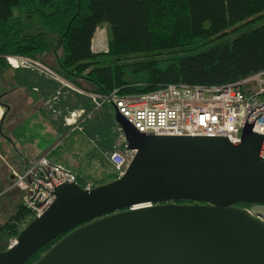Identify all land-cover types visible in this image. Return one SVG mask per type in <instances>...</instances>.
I'll list each match as a JSON object with an SVG mask.
<instances>
[{
    "label": "trees",
    "instance_id": "obj_1",
    "mask_svg": "<svg viewBox=\"0 0 264 264\" xmlns=\"http://www.w3.org/2000/svg\"><path fill=\"white\" fill-rule=\"evenodd\" d=\"M24 16L37 17L43 32L30 34ZM103 26L108 52L95 53L92 41ZM58 50L62 58L48 66L43 58ZM7 58L38 61L83 92L100 95L234 85L264 71V0H0V79L12 72L15 88L27 91L54 132L60 131L45 156L49 163L75 174L83 190L91 177L87 170L95 168L101 176L96 189L117 180L108 161L121 136L113 107L94 110L90 99L55 80L26 68L11 70ZM74 110L91 117L81 133L69 134L57 115ZM32 154L20 152L24 166L40 158ZM32 221L18 207L0 232L13 242ZM59 240L25 264L36 263Z\"/></svg>",
    "mask_w": 264,
    "mask_h": 264
},
{
    "label": "water",
    "instance_id": "obj_2",
    "mask_svg": "<svg viewBox=\"0 0 264 264\" xmlns=\"http://www.w3.org/2000/svg\"><path fill=\"white\" fill-rule=\"evenodd\" d=\"M114 107L135 153L125 175L91 190L55 187L0 264H25L60 238L34 264H264V216L241 208L264 206V136L254 124L240 144L160 137Z\"/></svg>",
    "mask_w": 264,
    "mask_h": 264
},
{
    "label": "built area",
    "instance_id": "obj_3",
    "mask_svg": "<svg viewBox=\"0 0 264 264\" xmlns=\"http://www.w3.org/2000/svg\"><path fill=\"white\" fill-rule=\"evenodd\" d=\"M95 41L96 37L91 50L95 53L103 52L102 43ZM19 59L8 60L9 63L16 61L14 68L26 66L50 77V71L44 65ZM86 96L97 110L110 105L116 111L115 105L119 114L140 134L160 137H227L230 143L240 144L247 123L249 126L254 124V133L264 136V71L237 84L223 87L170 85L143 95L120 96L118 91H113L104 95L88 93ZM2 115L0 108V121ZM90 116L79 110L72 113L67 124L75 131ZM122 138L124 148L129 152L123 135ZM130 153L128 161L117 151L109 155L108 159L117 172V179L125 175L135 155L134 152ZM27 176L31 193L24 196L23 205L28 208L33 219L43 216L50 208L51 193L55 187L65 182L76 184L77 181L72 173L63 172L51 165L46 158L41 159ZM19 185L20 192L25 195L26 186L22 181ZM85 190H91V186H87Z\"/></svg>",
    "mask_w": 264,
    "mask_h": 264
},
{
    "label": "rangeland",
    "instance_id": "obj_4",
    "mask_svg": "<svg viewBox=\"0 0 264 264\" xmlns=\"http://www.w3.org/2000/svg\"><path fill=\"white\" fill-rule=\"evenodd\" d=\"M23 19L25 20L24 23H26V25L29 26L30 34H38L40 32H43V28L37 17L33 16L28 19L26 16H24ZM95 37H96L95 43L97 42L102 43V46L104 48L103 52L105 53V50L108 52V41H109L108 28L106 26L99 28L94 38ZM50 38L56 39L57 37L51 36L49 37V39ZM62 54L63 53L59 52L58 50L57 54H52V56L46 55L43 58V61L47 63L48 66L51 67V65H49L50 64L49 62L51 61L54 62L56 58H62ZM8 59L9 58H7V62L11 67V70H18L20 68L29 69L26 66L20 68H14L13 66L16 65V61L14 62L11 61V63H9ZM21 59L24 58H20L19 60ZM25 60H29V59H25ZM32 61L40 63L35 60ZM44 66L47 67L46 65ZM47 68L51 72V73L49 72V76H50L49 78L52 81L55 78L56 79L55 81L59 82L63 88H67L68 91H70L69 89H71L72 91L78 90V88H76L73 84H71V82H67L64 79H61L60 76L52 70V68L51 69L49 67ZM35 72L38 73L37 71ZM79 94L82 96L84 95L89 99V97L86 96V94L88 93L83 92L81 89H79ZM32 101L33 99L30 96V94L27 93V91L15 88V86L13 85L12 72L7 73V75H5L3 78L0 79V108L3 111L2 119L0 121V231L8 223V221L13 216V214L15 213L18 207H22L26 212L29 211L28 208H26L23 205L24 196H26L27 194L30 195L31 193L30 185L28 183L27 173L35 165H37L41 161V159H43L49 153L51 147L53 148L55 143L59 141L58 135L60 131L57 133L54 132L55 128L53 127L52 129V125L45 119V116H43L42 113L38 111L40 105H37L35 107L33 106ZM94 110H97V108L94 107ZM78 111L79 110H74L64 118L60 113L57 115L58 117L57 119L59 120L58 122H61V127H63V129L65 130L67 129V131H69V134L81 133L83 124L88 120L86 119L83 123H80L78 129L73 131V128L67 124L68 123L67 120L70 119L72 113ZM82 111L91 115V113L87 112L86 110H82ZM115 113L116 111L114 110V117H115ZM17 132H19V137L15 136ZM119 133L121 134V136L115 144L116 145L115 151L119 152L125 158V160L128 161L131 158L132 153L127 152L126 149L124 148L121 129ZM13 140L15 141L14 146H12L11 143V141ZM18 141H19V145L17 144ZM28 149L31 153H34V155L33 154L31 155L33 156V159H35L37 155H39L40 158L35 159L36 160L35 162L28 161V165L24 166L23 163L24 159L20 157V152L18 151H21L23 156H25L26 153L29 152ZM109 164L113 167L110 161ZM53 166L61 169L63 172L66 171L59 166L56 165ZM87 173L90 174L91 177L89 179L88 184H86V187L91 186V189H94L95 186H97L95 180L96 179L97 181L100 180L99 178H101V176H99L100 174H98L97 172L96 173L98 174L99 178L98 176L95 175V168H89L87 170ZM73 175L75 176V174ZM11 178L13 179L11 180ZM20 181H22L27 188V193L25 195L23 194V192H20V185H19ZM249 210L264 216V206H258V207L250 206ZM28 213L31 214L30 212ZM13 242L7 240L0 232V253L8 249Z\"/></svg>",
    "mask_w": 264,
    "mask_h": 264
},
{
    "label": "crops",
    "instance_id": "obj_5",
    "mask_svg": "<svg viewBox=\"0 0 264 264\" xmlns=\"http://www.w3.org/2000/svg\"><path fill=\"white\" fill-rule=\"evenodd\" d=\"M69 90L72 91L71 89H69ZM72 92H74V93L80 95V94H79V89H78V90H74V91H72ZM80 96H82V95H80ZM48 122H49V120H48ZM48 130H49V128H48ZM49 132H50V130H49ZM12 139H13V138H12ZM17 144L19 145V141H18ZM55 144H57V143H55ZM14 145H15V141L13 140V142H12V146H14ZM51 149H52V147H51ZM18 152H21V151H18Z\"/></svg>",
    "mask_w": 264,
    "mask_h": 264
},
{
    "label": "flooded vegetation",
    "instance_id": "obj_6",
    "mask_svg": "<svg viewBox=\"0 0 264 264\" xmlns=\"http://www.w3.org/2000/svg\"><path fill=\"white\" fill-rule=\"evenodd\" d=\"M242 209H246V208H244V207H241Z\"/></svg>",
    "mask_w": 264,
    "mask_h": 264
},
{
    "label": "bare ground",
    "instance_id": "obj_7",
    "mask_svg": "<svg viewBox=\"0 0 264 264\" xmlns=\"http://www.w3.org/2000/svg\"><path fill=\"white\" fill-rule=\"evenodd\" d=\"M14 62V61H13Z\"/></svg>",
    "mask_w": 264,
    "mask_h": 264
}]
</instances>
